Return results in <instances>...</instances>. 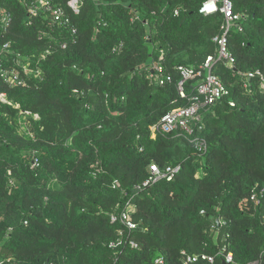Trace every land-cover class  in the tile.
<instances>
[{
  "label": "trees",
  "instance_id": "1",
  "mask_svg": "<svg viewBox=\"0 0 264 264\" xmlns=\"http://www.w3.org/2000/svg\"><path fill=\"white\" fill-rule=\"evenodd\" d=\"M34 1L0 0L12 17L0 49L9 43L11 58L42 68L26 87L0 78L12 102L0 100V264H110L120 227L110 217L129 199L139 248L120 249L116 264H183L223 247L233 264H264V90L241 81L264 71V0H232L247 16L229 34L237 63L215 64L229 92L202 111L201 129L155 138L152 126L187 105L198 81L181 99L178 68L217 55L223 15L201 14L206 0H85L79 13L47 0L66 12L54 25L50 12H29ZM157 62L172 82L152 77ZM22 110L38 115L27 116L33 136L21 130ZM151 164L181 169L144 187Z\"/></svg>",
  "mask_w": 264,
  "mask_h": 264
},
{
  "label": "built area",
  "instance_id": "2",
  "mask_svg": "<svg viewBox=\"0 0 264 264\" xmlns=\"http://www.w3.org/2000/svg\"><path fill=\"white\" fill-rule=\"evenodd\" d=\"M85 0H70L68 5L75 13H79ZM45 10L52 14V21L54 25L66 24L67 20H64L66 12L62 6H57L47 0H36L29 5V12L31 14H37L39 11ZM199 12L204 15H211L221 13L223 15V22L220 26V33L214 37L216 42L217 55H209L205 62L199 68L180 66V79L177 81V91L181 99L187 98L186 85L189 81L197 79V83L194 88V92L188 97L189 103L187 105L178 106L162 116L161 120L152 126V137H156L158 134H169L177 132L181 135L191 136L195 133L197 127L201 129L202 111L217 102L224 97L228 92V87L214 72L215 64L223 63L226 67H236V56L230 50L229 47V34L233 29L243 31L242 21L246 19V15L241 12H236L232 3V0H206L201 5ZM179 11L176 10V14ZM0 22L3 30H7L11 22V15L9 12L0 8ZM73 33L76 30L73 29ZM10 44L5 43L0 49V78L3 79L11 87H26L29 85L30 80L35 77L39 78L42 74V68L40 64H34V61L27 56H23L18 53L12 58L9 51ZM62 47H66V43L62 44ZM50 53L49 50L43 52L41 58L45 59ZM163 58V55L161 56ZM152 71L154 72L152 77L159 84H164L173 81L171 74L164 73V65L162 62H157L153 65ZM243 87L251 92V82L257 80L259 87L264 90V71L257 69L241 73ZM0 100L9 104L12 102L8 99L6 93H0ZM232 106L234 102L230 103ZM19 106V105H17ZM23 117L21 118V130L27 135L33 136L31 131V122L27 116H33L37 118L38 115H34L29 111L21 112ZM198 146L203 149L205 146L204 141H199ZM40 165V158L36 155L33 157L32 168H36ZM151 174L142 186L146 187L159 181L160 179H166L172 181L175 175L180 171V166H167L161 169L157 164H151ZM120 183L116 182L114 187H119ZM142 186H138L141 188ZM127 195L126 193H124ZM252 198H255L253 193ZM135 211V205L132 199L127 200L125 207L118 213H112L111 223L119 224L116 238L112 240L108 247L114 252V256L110 264H116L118 261V252L123 247L129 246L131 248H139V243L135 238V231L139 228L138 223L133 219V212ZM203 212V211H202ZM215 228V225L213 226ZM221 258V264H233L234 255L232 252L227 251L226 247H223L217 251L216 254H186L183 264H194L200 261L209 262L210 264H216L217 258ZM45 264H54L53 262ZM152 264H166L163 257L156 258ZM253 264H260L258 262Z\"/></svg>",
  "mask_w": 264,
  "mask_h": 264
},
{
  "label": "water",
  "instance_id": "3",
  "mask_svg": "<svg viewBox=\"0 0 264 264\" xmlns=\"http://www.w3.org/2000/svg\"><path fill=\"white\" fill-rule=\"evenodd\" d=\"M218 222H220V220L218 219ZM222 264H226V263H222Z\"/></svg>",
  "mask_w": 264,
  "mask_h": 264
},
{
  "label": "rangeland",
  "instance_id": "4",
  "mask_svg": "<svg viewBox=\"0 0 264 264\" xmlns=\"http://www.w3.org/2000/svg\"><path fill=\"white\" fill-rule=\"evenodd\" d=\"M154 138V137H153Z\"/></svg>",
  "mask_w": 264,
  "mask_h": 264
}]
</instances>
